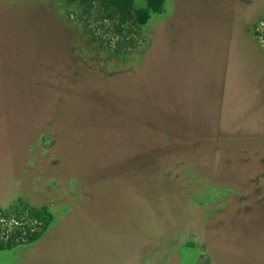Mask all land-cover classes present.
Here are the masks:
<instances>
[{
    "label": "rangeland",
    "instance_id": "obj_1",
    "mask_svg": "<svg viewBox=\"0 0 264 264\" xmlns=\"http://www.w3.org/2000/svg\"><path fill=\"white\" fill-rule=\"evenodd\" d=\"M262 18L264 0H166L146 26L0 0V222L52 217L0 264H264Z\"/></svg>",
    "mask_w": 264,
    "mask_h": 264
},
{
    "label": "trees",
    "instance_id": "obj_2",
    "mask_svg": "<svg viewBox=\"0 0 264 264\" xmlns=\"http://www.w3.org/2000/svg\"><path fill=\"white\" fill-rule=\"evenodd\" d=\"M86 3L92 2L94 0H84ZM146 7L139 8L135 10V0H100L101 7L104 10H113L118 13L121 25L128 23L129 21H134L141 26H146L152 18V14H157L162 12L166 0H145ZM121 31V28H118ZM31 218L39 219L44 223V229L41 233L31 234L28 228V236H23L21 232V243H32L36 242L42 235V233L49 227L51 215L48 213L46 208L30 213ZM27 238V240H24ZM4 244H0V249H2Z\"/></svg>",
    "mask_w": 264,
    "mask_h": 264
},
{
    "label": "built area",
    "instance_id": "obj_3",
    "mask_svg": "<svg viewBox=\"0 0 264 264\" xmlns=\"http://www.w3.org/2000/svg\"><path fill=\"white\" fill-rule=\"evenodd\" d=\"M255 38L261 49L264 51V18L259 21L255 29ZM44 226L45 225L43 221L35 218H28V220L20 221L15 220L12 225H7L4 222H0V244H5L8 241L19 243V241H21V232H23V236H28L30 235L27 231L29 228L31 234L41 233L44 229ZM24 240H27V238Z\"/></svg>",
    "mask_w": 264,
    "mask_h": 264
},
{
    "label": "crops",
    "instance_id": "obj_4",
    "mask_svg": "<svg viewBox=\"0 0 264 264\" xmlns=\"http://www.w3.org/2000/svg\"><path fill=\"white\" fill-rule=\"evenodd\" d=\"M251 17L252 16H249V15L246 16L243 19L244 24L242 26H238L237 27V30H239V31L241 30L240 33L243 34L244 36H246V34H247V36H252L251 32L253 30V26H254L255 23L253 25H251V22H250L251 21Z\"/></svg>",
    "mask_w": 264,
    "mask_h": 264
},
{
    "label": "flooded vegetation",
    "instance_id": "obj_5",
    "mask_svg": "<svg viewBox=\"0 0 264 264\" xmlns=\"http://www.w3.org/2000/svg\"><path fill=\"white\" fill-rule=\"evenodd\" d=\"M200 257H201V260H200V263L199 264L204 263L207 260H211V258H210L209 255H202V253H201V256Z\"/></svg>",
    "mask_w": 264,
    "mask_h": 264
}]
</instances>
